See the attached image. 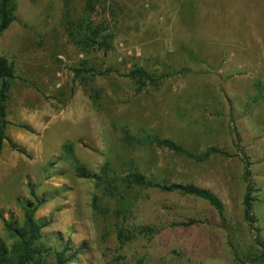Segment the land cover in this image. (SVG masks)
I'll return each mask as SVG.
<instances>
[{
  "label": "rangeland",
  "instance_id": "374dc122",
  "mask_svg": "<svg viewBox=\"0 0 264 264\" xmlns=\"http://www.w3.org/2000/svg\"><path fill=\"white\" fill-rule=\"evenodd\" d=\"M0 55L16 75L0 214L21 226L27 202L44 199L27 264H54L66 243V264H264V0H16ZM162 139L219 152L198 161ZM130 172L206 188L223 213L106 185Z\"/></svg>",
  "mask_w": 264,
  "mask_h": 264
},
{
  "label": "trees",
  "instance_id": "16d2710c",
  "mask_svg": "<svg viewBox=\"0 0 264 264\" xmlns=\"http://www.w3.org/2000/svg\"><path fill=\"white\" fill-rule=\"evenodd\" d=\"M15 10L16 0H0V34L6 30L10 23L14 20ZM87 39L88 36L85 40ZM15 78L16 75L12 64L5 56L0 55V153L4 145V140L7 138L6 128L9 124L7 119V104L11 83ZM23 127L30 129L27 125H24ZM159 143L167 146L177 153L184 154L185 156H189L198 161H203L211 155L219 152L217 148L209 147L202 152L196 153L170 139L159 140ZM9 144L12 148L25 153L23 148L16 146L13 142L9 141ZM77 169H81V167L78 165ZM81 171L84 173L83 169H81ZM246 173H248V171H246ZM87 176L98 178V175L96 174L89 173ZM114 179L117 180L115 177ZM108 180L109 182H106V185L111 189L119 191L120 193L122 188H128L133 184H137L145 185L147 187H156L162 191H176L182 194L194 195L208 201L220 215L223 213L222 201L210 190L196 185L181 183H170L168 185L158 184L148 180L146 176L140 172H130L119 179V182H114L113 179ZM32 195L35 197L34 192H32ZM43 201V198H36L34 202H27L24 207V221L21 226L14 225L12 222L3 218L0 214L5 228L15 237V241L10 246H7L0 241V264H27L30 261H33L36 256L40 254L36 243L44 224L34 218V213ZM244 215L248 221H252L251 204L248 201V198L244 201ZM67 251H71L68 243H66L61 250H54V264H66L74 256L73 252L66 255Z\"/></svg>",
  "mask_w": 264,
  "mask_h": 264
}]
</instances>
